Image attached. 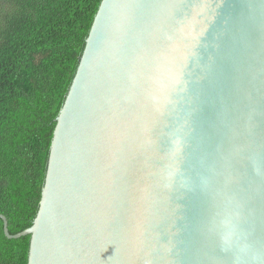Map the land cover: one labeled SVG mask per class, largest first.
<instances>
[{"label":"water","instance_id":"obj_1","mask_svg":"<svg viewBox=\"0 0 264 264\" xmlns=\"http://www.w3.org/2000/svg\"><path fill=\"white\" fill-rule=\"evenodd\" d=\"M55 122L28 264H264V0H102Z\"/></svg>","mask_w":264,"mask_h":264},{"label":"trees","instance_id":"obj_2","mask_svg":"<svg viewBox=\"0 0 264 264\" xmlns=\"http://www.w3.org/2000/svg\"><path fill=\"white\" fill-rule=\"evenodd\" d=\"M102 0H0V215L30 228L57 118ZM0 264H28L30 236L8 239Z\"/></svg>","mask_w":264,"mask_h":264},{"label":"clouds","instance_id":"obj_3","mask_svg":"<svg viewBox=\"0 0 264 264\" xmlns=\"http://www.w3.org/2000/svg\"><path fill=\"white\" fill-rule=\"evenodd\" d=\"M7 222H8V220H7ZM233 238H234V233H232V232L228 233L227 235H225L222 238V244L225 246H231V244L233 243Z\"/></svg>","mask_w":264,"mask_h":264}]
</instances>
